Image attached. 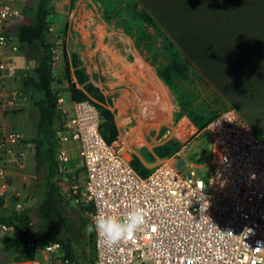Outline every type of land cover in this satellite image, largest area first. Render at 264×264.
I'll use <instances>...</instances> for the list:
<instances>
[{"label": "rangeland", "instance_id": "rangeland-1", "mask_svg": "<svg viewBox=\"0 0 264 264\" xmlns=\"http://www.w3.org/2000/svg\"><path fill=\"white\" fill-rule=\"evenodd\" d=\"M35 1L13 0L11 9H16L19 16L23 15L25 19L27 16L33 17ZM126 1L51 0L52 23L48 40L59 59L66 51L71 63L70 76L77 87L83 88L86 83H91L103 94L102 100H94L114 113L117 136L124 150L139 155L146 166L152 168L164 158L155 152V147L175 142L181 149L187 144L185 160L195 165L199 176L207 178L211 163L204 161L202 156L210 149V133L205 129L206 125L199 129L188 113L177 115L180 109L177 95L157 73V68H165L167 64L168 54L162 39L153 26L141 23L137 27V23L130 20L128 23L133 28L142 31L141 36L152 40L150 47L142 44L144 41L137 43L135 36L121 25L123 20H129ZM137 1L170 34L176 25L188 23L191 19L187 13L186 0ZM106 10H109L108 17ZM256 10L257 20H262L264 26V0L259 1ZM14 16L19 18L18 15ZM241 20L245 26L250 23L249 19ZM260 39L259 43L261 41L264 45V34ZM6 51L12 55L14 73L6 77L7 85L0 87V128H12L24 136V141H32L36 134V114L30 110V92L22 86L21 81L29 74V70L25 71L23 66L27 62L32 70L34 60L28 58L19 45L15 54ZM251 52H257L258 56L248 53L247 57L237 61V66L249 69L250 64L255 63L258 67L250 76L243 77L245 79L242 81L240 77L234 80L231 73L224 75L228 79L210 76L190 59L187 75L175 79V83L178 90L190 100V108L196 114L212 119L228 109H234L264 139V52L261 48ZM53 75L52 86L67 111L72 105L69 75L64 67L58 66L53 69ZM79 76L85 80L83 83L79 81ZM4 90L7 93H3ZM60 123L61 118L57 121L58 127ZM34 151L26 145L17 144L0 157V164L14 171L12 180L5 187H0V214L28 212L31 215L30 232L71 240L78 261L87 262L92 257V237L83 230L91 218L88 205L72 202L66 196L63 206L68 224L60 219L43 220L33 211L47 189L45 172L41 166H37ZM142 152L150 154V157H144ZM67 168L65 174L59 172L55 178L63 190L71 183L64 180L65 176L72 178L76 174L77 179L82 172V161L77 153H72ZM29 201L33 206L28 207ZM14 232L9 227L0 230V264H51L41 246L34 248L33 259L26 258L32 249L28 244L22 243L13 250H5L1 237Z\"/></svg>", "mask_w": 264, "mask_h": 264}, {"label": "built area", "instance_id": "built-area-1", "mask_svg": "<svg viewBox=\"0 0 264 264\" xmlns=\"http://www.w3.org/2000/svg\"><path fill=\"white\" fill-rule=\"evenodd\" d=\"M12 1L0 0V83L14 73L6 49L15 54L19 41L14 27L25 19L11 9ZM23 67L30 70L27 62ZM61 102L59 98L58 108L67 115L55 137L59 172L65 174L73 152L82 161L77 179L76 174L65 176L71 182L65 195L91 206V217L97 204L102 212L121 218L133 206L143 207L146 230L99 250L94 237V259L84 263L65 257L59 241L44 240L37 246L51 264H137L145 246L153 242L164 253L156 258L159 264H264V139L236 110L218 114L205 126L210 149L202 157L211 168L203 178L184 158L187 144L141 175L119 137L108 141L103 136L95 104L77 101L66 111ZM17 144L35 148L20 132L0 128V157ZM13 172L0 164V187L12 180ZM7 229L0 224V230Z\"/></svg>", "mask_w": 264, "mask_h": 264}, {"label": "trees", "instance_id": "trees-1", "mask_svg": "<svg viewBox=\"0 0 264 264\" xmlns=\"http://www.w3.org/2000/svg\"><path fill=\"white\" fill-rule=\"evenodd\" d=\"M187 13L191 19L188 23H179L170 34L155 18V16L145 7L140 6L137 0H127V11L129 20H123L121 25L133 36L137 43L150 47V38L143 37L139 28L135 29L129 24L130 20L137 23L149 24L154 27L162 39V44L167 51V64L165 68H157V73L177 95L180 106L177 115L188 113L192 121L202 129L211 120L203 114H196L190 108L189 99L178 90L175 79L183 78L189 70V60H194L208 75L228 79L224 75L233 74L234 80L239 77L241 81L246 75H251L257 64L251 63L250 68H239L237 61L249 55L258 53L251 52L255 48H261L264 52V45L259 43L264 34L262 20H257V5L260 0H186ZM51 0H36L33 6V17L16 23L14 32L18 37L19 47L26 52L28 58L34 60L32 70L24 77L21 84L30 92L29 107L36 114V134L32 138L35 144L34 157L38 167H42L45 172L47 189L44 197L33 207L36 215L47 221L60 219L64 224H68L63 201L66 198L62 187L55 178L59 174V163L56 158L55 137L58 129L57 121L67 115L58 108L59 97L52 86L54 81L53 69L64 67L71 82V104L77 101L88 100L98 108L102 122L100 125L103 136L112 141L118 134L114 113L99 106L94 99L102 100L101 94L91 83H86L83 88L77 87L71 74V63L66 51L61 59L56 57L54 48L48 40V32L51 21L50 16ZM107 17L109 10H106ZM242 18L249 19V25L245 26ZM246 29V32H245ZM258 30V31H257ZM262 30V31H261ZM263 32V33H262ZM257 46V47H256ZM251 49V50H250ZM191 61V60H190ZM171 75L168 77V75ZM238 77V78H237ZM79 81L85 80L79 76ZM213 119V118H212ZM160 157L172 155L179 149L177 143L168 142L154 148ZM144 157H150L142 152ZM131 163L141 174L147 175L152 168H148L141 157L132 155ZM31 200V199H30ZM28 207L33 206L29 201ZM1 206V204H0ZM91 210L92 207L89 206ZM31 215L28 212H13L11 214H0V224H6L13 228V234H5L1 237V243L5 250H13L22 243L34 242L29 245L32 248L27 254V259H33L34 248L44 240H57L62 244L65 257L72 261H78V256L74 246L69 239H58L53 236L39 232H30L29 223ZM92 237L90 260L94 259V234Z\"/></svg>", "mask_w": 264, "mask_h": 264}, {"label": "clouds", "instance_id": "clouds-1", "mask_svg": "<svg viewBox=\"0 0 264 264\" xmlns=\"http://www.w3.org/2000/svg\"><path fill=\"white\" fill-rule=\"evenodd\" d=\"M88 190L94 193L89 186ZM95 195V193H94ZM101 205L97 204L96 213L90 218V222L84 225V232L94 234L97 249L112 248L121 241H126L135 237L138 232H143L145 228L146 209L133 206L124 218L118 215L108 214L100 210ZM146 251L141 252L137 264H159V256L164 255L159 244L153 242L145 246Z\"/></svg>", "mask_w": 264, "mask_h": 264}, {"label": "crops", "instance_id": "crops-1", "mask_svg": "<svg viewBox=\"0 0 264 264\" xmlns=\"http://www.w3.org/2000/svg\"><path fill=\"white\" fill-rule=\"evenodd\" d=\"M5 82L4 83H0V87L1 86H3V84H4V86L3 87H5L6 85H7V83H8V80L5 78ZM0 92H2V91H0ZM3 93H7L5 90L3 91ZM15 264H17V263H15Z\"/></svg>", "mask_w": 264, "mask_h": 264}]
</instances>
